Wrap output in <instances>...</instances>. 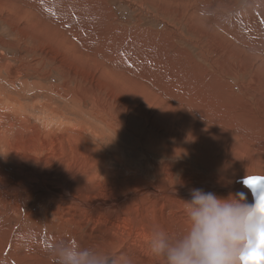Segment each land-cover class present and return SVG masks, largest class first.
<instances>
[{
	"label": "rangeland",
	"instance_id": "374dc122",
	"mask_svg": "<svg viewBox=\"0 0 264 264\" xmlns=\"http://www.w3.org/2000/svg\"><path fill=\"white\" fill-rule=\"evenodd\" d=\"M190 1H195L196 5L187 0H0V78H3L2 84L7 90L10 86L5 82L13 79L39 84L44 88L41 92H50L51 86L57 87L58 91L80 100L81 107L71 103L78 109L92 111L98 105L106 109L108 116H118L121 123L126 124V131L121 127L124 132L122 138L112 144L109 130L100 124V118L95 116L82 120V114L67 110V105L62 101L55 103L60 113L55 114L44 102L35 101L26 112L30 117V133H38L33 140L34 148H20L19 158L16 159L10 157L5 161L2 157L0 168L4 169V179L0 178V182L14 184L16 181L10 178L15 177H22L23 182H33L29 177L37 175L48 183L64 181L69 187L73 184L74 189L78 185L77 180L84 178L75 175L81 159L70 152V138L73 135L78 143L88 144L89 156L83 150L79 155L89 158L93 166L88 175L89 188L84 190V194L106 188L102 180L110 183L111 177L105 175V166L114 170L117 182L123 184L127 178L135 179L142 175L143 186L152 181L163 185L166 180L176 182L177 179H195L198 183L202 178L204 181L222 182L221 186L228 187L235 178L264 177V58H254L255 53H250L249 47L232 40L224 33L226 30L219 35L227 41L219 40L212 33L214 24L211 25L220 17L225 19L223 21L227 25L234 23L240 28L247 26L250 20L255 25L251 33L258 35L257 27L260 26L256 25L264 26V0H235L232 9L225 13L215 5L205 15H191L192 8L200 4L196 0ZM251 1L253 9L248 6ZM230 2L226 0L223 6ZM249 15L256 18L251 20ZM83 24L93 35L82 33ZM215 29L219 30L218 27ZM152 60L155 66L158 65L159 72L165 74L159 77L163 80L161 82L170 84V87L172 84L173 91H170L173 96L177 93L175 88L181 92L178 93L181 96L183 92H197L199 95L210 93L213 96L208 102L195 107L190 105L189 100L177 103L183 106V110L192 106L195 111L192 113L201 117L203 123L175 110L152 127L150 122L155 116L151 115L150 120L147 116L149 112L135 119L132 118L135 115L133 110L126 108L116 112L119 107L125 106L124 103L138 105L137 100L145 97L147 91L153 93L157 80L154 67H150ZM5 65L15 67L19 76L7 78L2 69ZM106 68L112 74L126 68L130 73L127 76L132 80L118 81L114 75L103 76ZM163 89L160 92L164 93ZM8 92L11 93L10 89ZM44 94L40 93L39 100L44 99ZM33 98L37 99V95L29 96L28 100ZM176 101L177 98L173 106ZM43 108L58 116H55L52 124L45 125L36 119ZM81 122L85 124L84 127H79ZM78 128L84 132L79 134ZM130 145L135 147V151L128 150ZM104 152L105 156H101ZM14 161L18 164L11 165ZM120 161L127 167L126 177L117 172L123 170ZM170 162L175 163V169L185 165L174 171V175H171L174 179L171 176L164 178L161 169V164ZM244 189L251 196L249 190ZM236 191L233 190L232 194H236ZM225 192L218 196L227 197ZM168 202L173 205L170 210L173 212L169 214L166 209L156 218L157 223L164 224L165 229L170 231L166 225L175 217L180 221L175 212L186 206L182 203L174 205L176 202L171 200ZM160 203L161 206L168 205L163 199ZM0 206L8 208V213H2L0 219L6 221L10 231L24 227L27 231L35 228L45 234L52 230L60 231L62 226L67 236L63 234L62 243L75 239L71 231L76 232L80 240L89 233L91 237L98 236L90 231L92 229L111 241L113 255L119 253L121 244L129 242L130 231L136 229L129 219L127 222H109L97 217L75 215L70 221H65L67 212L71 214L73 210L69 207H63L64 211L58 218L43 211L40 215H34L28 205L7 206L0 201ZM174 207L177 208L175 211ZM12 211L16 216L9 217ZM85 225L87 227L82 228ZM46 242L38 244L33 241L31 249L37 252L41 249L40 263L55 264L51 251L57 245ZM86 244V247H90ZM143 247L150 249V239ZM9 250L10 246L7 247L0 238V264ZM36 257L20 258L22 261L16 256L8 259L11 264H27ZM154 261L153 257L151 262Z\"/></svg>",
	"mask_w": 264,
	"mask_h": 264
},
{
	"label": "bare ground",
	"instance_id": "6f19581e",
	"mask_svg": "<svg viewBox=\"0 0 264 264\" xmlns=\"http://www.w3.org/2000/svg\"><path fill=\"white\" fill-rule=\"evenodd\" d=\"M188 1L190 3L193 2V1L191 2L190 0H187V2ZM197 1H199L198 4L200 5L197 4L198 6L196 7L195 1L192 3V4H195L194 5L195 7L192 8L191 15H205V13L209 10V8L215 5H218V9L222 11L223 13H225L230 8L232 9L235 3V0H231V2L225 7L223 5L226 2V0H196V3ZM248 6L251 9H253V6H254L253 2L252 1L249 2ZM219 7H222L223 9ZM250 11H253V10H250ZM248 17L251 20H254L256 18L255 15H249ZM223 20L225 19L223 17H220L219 19L214 20L211 23V25L214 24L213 26H215V28L216 27L219 28V30L217 31L214 27L210 25L212 27V33L214 34V36H217L219 40L224 41L225 39H223V37H221L219 33H221L223 30H226V32L224 33L225 34L227 33L226 35L232 38V40H236V43H239V44L242 43L244 46L249 47L250 53H255L254 58L258 60L264 58V26L256 25L260 27H257V30L259 33L258 35H255L254 32L251 33V30L255 28V25L250 20H249L250 23L248 22L249 24L247 26L243 25L241 28L238 27L234 23L227 25V22ZM90 23H93V21ZM259 23L260 22H257L256 24H259ZM262 25H264V21L262 22ZM86 26L87 25H84V24L81 25L82 33L84 35L86 33L87 35L89 34L93 35L92 31H90V29L87 30ZM78 27L80 29V26ZM240 31H243V32L241 33ZM234 35H235V38L233 37ZM263 63L261 64L263 65ZM168 64H169V61H168ZM150 65H151L150 66L151 68L154 67L153 69L156 73L155 78L157 81H160L161 84L157 83L156 81V85L153 86L154 87L153 93H149L146 90L148 93L147 92L145 93V97L139 98L137 100L136 103L138 105H129L127 103H124L125 106L119 107L118 110H116V112H121L123 109H126V108L129 109V111L133 110L135 113V115L132 116L133 119L143 117L142 113L149 112L147 116L149 117L151 115H153V117L155 116L154 117L155 119H153L150 122V125L152 127L157 126L160 121L165 120L166 114H168L169 112H173L175 110H177V112L179 113L185 114V116L188 118H191V117L194 118L196 122L198 123L200 122L203 123L200 119L201 117H197L196 114L192 113V112H195L193 110V107L201 105V103L208 102L209 100L213 98V96L210 93L199 95L197 92H193V94H188L189 92L187 93L183 92L181 96V94H178L181 92H179L176 88L174 89V91L177 93L173 96L172 84L170 87V84L166 82H161L163 80L159 78L165 74L159 72L158 65L155 66L153 63V60L151 61ZM11 68L12 69H9L8 65H5L4 67H2L7 78H15V77L17 78L19 76L18 70L13 66ZM143 68L148 69L145 67ZM163 68H164V65H163ZM108 69L109 68L104 69L103 76L114 75L117 79L114 78L113 76L111 77H113L114 79L118 81H121L122 79L123 81H125L126 79L132 78L129 75L127 76V74H130V73L126 71L127 70L126 68H124L123 71L116 73V74L107 72ZM141 75L143 76V73ZM2 82H3V78H0V159L4 157L5 161H7L10 157H14L15 159L19 158L18 154H19L20 148L23 149L25 146L34 148L35 144L33 140L36 139V136L38 133L37 131L34 133H30L31 128L29 127V123H28L30 117L26 115V112H28L31 109L30 105H32L35 101L37 103L41 101L44 102V104L48 106L49 108H51L55 114H60L59 110L56 109L55 107V103L57 101H62L63 103L67 105V108H66L67 110L72 111V112H78L79 115L82 114L83 116L82 120H89L90 118L91 119L95 118V116L100 118L99 120L100 124L103 127H105L107 130H109L108 135L110 138H112V144H114L113 142L115 141L117 142L118 141L117 139L122 138L121 136L124 135V132L121 131V127L123 131H126V124L121 123L118 116H113V117L112 115L108 116L106 114V109H103L99 107L98 105H95L92 111H83L81 108L78 109V107L72 104H76L79 107H81L82 103L80 102V100L78 98H71V95L58 91L57 87L51 86L50 92L49 91L41 92L44 88L42 89L40 85L39 84L36 85V83H27L25 81H18L17 79L16 80L13 79L7 82H5L4 80L6 85L8 84V86H10L9 89L11 93H13L11 94L8 92L9 89L7 90L6 87L2 84ZM127 83H131V82L127 81ZM141 85H143V83H141ZM163 88H165L164 93L160 92V90L161 91L164 90ZM170 89L172 91H170ZM40 93L46 94V95L44 94L45 96H43L44 98L43 100H39L41 96ZM35 94L37 95V99L33 98L32 100H28L29 96L35 95ZM176 98H177L176 105L173 106V102H175ZM188 100L190 101V105H192L193 107L189 106L183 110V106L177 105L178 102L180 103L185 102V101L188 102ZM68 106H71V108H69ZM197 111L199 112V110ZM37 114L38 115L36 119L38 121H43L45 125L52 124L51 122L55 121L54 118L56 115H54L52 112L48 111L47 109L43 108ZM156 116H158L159 119L158 117L156 118ZM72 119L79 120L76 118H72ZM150 120H151V117H150ZM141 121L143 120L141 119ZM79 124L81 125L79 127H84L85 125L83 124V122ZM77 130L79 134L84 132V130H82L81 128H78ZM147 131L148 129L146 130V132ZM25 133H27V135ZM65 143L67 145L66 141ZM88 148L89 147L87 143L85 145L78 143L74 135L70 138L71 154L75 158L79 157L81 159V162L79 163V168L76 169L75 171V175L76 177L83 176L84 178L83 180H77L78 185L74 189H73V184L72 186L69 187L67 183L64 181L60 183L50 181V183H48L47 181H42L40 177L37 175L29 177L31 180H34L33 182H23L22 177H15V179L10 178V180L16 181L14 182V184L7 183V182H0V198H1L0 201H2L7 206H9V204H12L16 207L17 206L23 207L22 205H28L29 208L31 209V213L34 215H40L41 211H43L46 215L52 213V217L57 216L58 218L61 216V214L64 211L63 207L72 208L73 210L71 211V214L67 212V217L65 221H70L71 217L75 215L90 216L91 218L97 217L104 221H109V222H119V221L127 222V220L129 219L130 222L134 223L136 229H132L130 231L131 239L129 240L128 243H123L120 245V247L122 248L118 250L119 253L116 255L124 254L128 258V261L130 262V264H163V260L157 259L155 256H153L149 248L146 249L143 247V244L147 243L149 239H151L154 229L156 228L164 229L167 233H169L173 237L182 234L186 230L188 221H187V217L185 213V207L179 208V210L175 212V215L180 217V221L177 220L179 218L175 217L174 219H170L172 222L166 225V228L169 229L170 231L165 229L164 224L157 223L158 218L156 217H159L161 213L164 212L166 209L167 211L170 212V210L173 208V205H171L168 202V200L176 202L174 203V205L177 203H182L184 205L183 201H188L191 199L190 191L194 188H199V189L204 190L205 192H208V191L214 192L217 195L219 193H226L225 191H227V195H229L230 193L232 194L233 190L237 189L236 193L244 192L247 195L248 201L249 202L252 201V200L250 201L251 196H249L248 192L244 189V186H242L243 180L245 178H240V179L235 178L234 179L235 181H232V183L229 184L228 187L221 186L222 182H219L218 180H217L218 182L214 183L212 181H204V179L202 178H199L200 180L197 179L199 180L198 183L195 181V179L194 180L186 179L184 181H181L182 179L180 178L181 180L178 181L177 179L176 182H168L166 180V182H163V185L161 184L162 186L157 184L154 181L143 186V184L145 183L143 180L144 177L140 174L135 179L127 178L126 179L127 182L125 184L121 182H117L116 180L117 174L115 173L114 170L110 169L108 166L104 167L105 175L111 177V181L110 183H107V181L105 180H102L101 182L102 185H104V187L106 188H103L102 191L95 190L94 193L84 194L86 192L84 190L85 189L88 190L89 188L88 175H89V172L93 169V166H92V163L88 161L89 158L81 157L79 155V152L83 150V152L89 156ZM128 150L135 151V147L130 145V148ZM115 152L116 151H114L113 155H115ZM93 154L97 155V152H94ZM105 154L106 153L104 152L101 154V156H105ZM13 164L17 165L18 163L14 161L11 163V165ZM119 164H120V167L123 168V170H120V171L118 170L117 172L121 174L123 177H126L128 175V172H127V167L125 163L120 161ZM174 164H172L171 162L161 164L162 173L165 174L164 178H168L171 175H174L173 174L174 171H176V169L179 168L180 166H185L182 164L175 169L176 165ZM39 165L40 164H38V166ZM185 170L187 171V168ZM3 173H4V169L0 168V178L1 179H4ZM188 173H191V172H188ZM190 176L191 175H188V177ZM21 182L23 183L21 184ZM234 182L240 184L241 187L231 189ZM121 186H123V188H119ZM220 196L223 197L224 195H220ZM162 199L167 201L168 205L161 206L160 200ZM7 209L8 208L6 206H0V217L2 216V213L4 212L8 213ZM176 209L177 208L174 207V211ZM171 212L169 214H171ZM166 214L168 213L166 212ZM12 216H16L15 211H12L11 216L9 217H12ZM86 227L87 225L83 226L82 228H86ZM60 228L62 230L60 231L52 230L45 234L41 233L40 230L35 229V228L27 231L24 227L10 231L9 226L6 223V221L4 219H0V238L3 239L7 247L10 246V250L7 256L3 258L1 263L11 264L8 259L11 256H16V258L19 259L20 261H22L20 258H28V257L30 258L32 256L34 257L37 256L35 260H30L27 264L40 263V250L41 249L40 250L38 249V252L31 249L32 247L31 242L36 241L38 244H41L42 241H47L49 244L58 245L59 243H61L63 239V234H64V229L62 228V226ZM90 231L93 234H97L98 236L91 237V234L89 233L87 234L89 236H85L83 238L80 237L82 241L79 239V235L76 232L71 231L75 237V239L71 241L72 246L73 247H76V246L86 247L87 245L86 243H88L90 247L91 246L99 247L103 251L113 255V245L111 241L108 240L105 236L101 235L97 231H94L92 229H90ZM82 242L84 243L83 245L81 244ZM44 251H47V249H45ZM153 257L155 261L151 262L153 260Z\"/></svg>",
	"mask_w": 264,
	"mask_h": 264
},
{
	"label": "clouds",
	"instance_id": "9594fccd",
	"mask_svg": "<svg viewBox=\"0 0 264 264\" xmlns=\"http://www.w3.org/2000/svg\"><path fill=\"white\" fill-rule=\"evenodd\" d=\"M252 180L255 183L249 184ZM244 192L221 197L194 188L183 201L186 230L171 236L153 230L150 250L163 264H264V179H244ZM55 264H130L124 254L111 255L96 246L73 247L62 242L53 250Z\"/></svg>",
	"mask_w": 264,
	"mask_h": 264
},
{
	"label": "water",
	"instance_id": "95a60500",
	"mask_svg": "<svg viewBox=\"0 0 264 264\" xmlns=\"http://www.w3.org/2000/svg\"><path fill=\"white\" fill-rule=\"evenodd\" d=\"M11 67H12V66H9V65H8V68H9V69H12ZM254 178L264 179V177H261V176H249V177H247V178H245V179H254ZM242 186H244V184H243ZM238 187H241L240 184L234 182V183H233V186H232L231 189H233V188H238ZM244 187H245V186H244ZM247 189H248V188H247ZM248 190H249V192L251 193L250 189H248ZM251 196H252V194H251Z\"/></svg>",
	"mask_w": 264,
	"mask_h": 264
},
{
	"label": "snow or ice",
	"instance_id": "6c2138e0",
	"mask_svg": "<svg viewBox=\"0 0 264 264\" xmlns=\"http://www.w3.org/2000/svg\"><path fill=\"white\" fill-rule=\"evenodd\" d=\"M248 183L252 184V183H255V181L249 180Z\"/></svg>",
	"mask_w": 264,
	"mask_h": 264
}]
</instances>
